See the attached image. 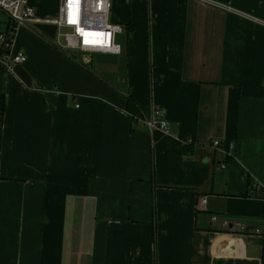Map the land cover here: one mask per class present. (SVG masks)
I'll list each match as a JSON object with an SVG mask.
<instances>
[{"label":"crops","instance_id":"0c3cea01","mask_svg":"<svg viewBox=\"0 0 264 264\" xmlns=\"http://www.w3.org/2000/svg\"><path fill=\"white\" fill-rule=\"evenodd\" d=\"M221 1L264 21V0ZM111 20L115 64L30 24L26 60L0 59V264H264V24L199 0H113Z\"/></svg>","mask_w":264,"mask_h":264},{"label":"built area","instance_id":"2783aa9c","mask_svg":"<svg viewBox=\"0 0 264 264\" xmlns=\"http://www.w3.org/2000/svg\"><path fill=\"white\" fill-rule=\"evenodd\" d=\"M199 1L264 24V21L257 17L238 11L229 1ZM0 9L8 17L7 26L4 29L0 28V59L8 65L21 64L26 60L25 53L20 51L13 53L10 50L19 27L26 24L34 26L35 23L56 24V43L67 51L80 53L87 63L93 60L97 52L113 53L118 56L123 53L119 35L123 33L124 27L111 20L113 0H61L58 13L54 16L38 15L30 0H0ZM76 106L79 107L80 104L76 103ZM134 118L143 122L151 131L159 129L169 132V122L164 110L159 106L153 107L150 115L143 113ZM219 144L220 141H214V145ZM249 195L264 200V186H250ZM202 202L206 203L207 199H203ZM217 218L212 216V221ZM225 226L250 231L249 225L241 220L226 221ZM252 231L261 233L258 227Z\"/></svg>","mask_w":264,"mask_h":264},{"label":"water","instance_id":"95a60500","mask_svg":"<svg viewBox=\"0 0 264 264\" xmlns=\"http://www.w3.org/2000/svg\"><path fill=\"white\" fill-rule=\"evenodd\" d=\"M39 31L45 33L52 39L56 38L57 25L49 23H35L34 25ZM95 61L98 63L115 64L119 60V56L113 53L97 52L95 54Z\"/></svg>","mask_w":264,"mask_h":264},{"label":"trees","instance_id":"16d2710c","mask_svg":"<svg viewBox=\"0 0 264 264\" xmlns=\"http://www.w3.org/2000/svg\"><path fill=\"white\" fill-rule=\"evenodd\" d=\"M128 108L133 113L134 116L142 115L143 113H147L148 109L142 106L137 105L135 100L131 97L128 99Z\"/></svg>","mask_w":264,"mask_h":264},{"label":"rangeland","instance_id":"374dc122","mask_svg":"<svg viewBox=\"0 0 264 264\" xmlns=\"http://www.w3.org/2000/svg\"><path fill=\"white\" fill-rule=\"evenodd\" d=\"M7 18V15L5 12H3L1 9H0V18Z\"/></svg>","mask_w":264,"mask_h":264}]
</instances>
